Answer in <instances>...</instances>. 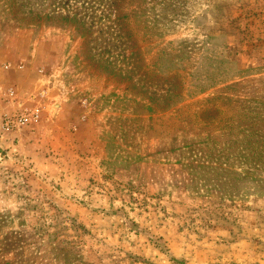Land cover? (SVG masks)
I'll list each match as a JSON object with an SVG mask.
<instances>
[{
    "label": "rangeland",
    "instance_id": "obj_1",
    "mask_svg": "<svg viewBox=\"0 0 264 264\" xmlns=\"http://www.w3.org/2000/svg\"><path fill=\"white\" fill-rule=\"evenodd\" d=\"M235 139L264 148V0H0V264H264V196L192 171Z\"/></svg>",
    "mask_w": 264,
    "mask_h": 264
},
{
    "label": "trees",
    "instance_id": "obj_2",
    "mask_svg": "<svg viewBox=\"0 0 264 264\" xmlns=\"http://www.w3.org/2000/svg\"><path fill=\"white\" fill-rule=\"evenodd\" d=\"M50 16H45L46 21L49 20ZM65 20V19H64ZM233 129H238V133H240L239 126L236 128L233 126H221L219 127V131H222V136H229ZM243 128H241L242 130ZM206 133L202 140H199L201 144H205L207 148L212 146V133L211 132H202ZM228 141V140H225ZM184 147H188L189 145L184 144ZM228 148L236 149L237 155L236 158L238 160L237 166L238 170H234L232 168H211L210 165H203L199 167V170H192L194 174H198L203 181L208 182V184H212L214 186H218L219 190H221L225 195L230 197H238V196H264V170H260L259 166L264 167V157L262 151L264 148L260 150L259 153H256L253 156H250V147L251 143L247 141L245 144L241 143V140L235 139L233 142L229 140L227 142ZM247 164L246 166H242ZM239 167V168H238ZM15 264H19L16 262Z\"/></svg>",
    "mask_w": 264,
    "mask_h": 264
}]
</instances>
